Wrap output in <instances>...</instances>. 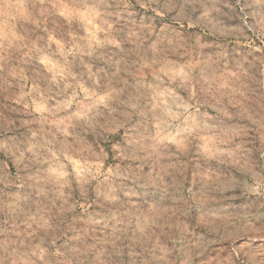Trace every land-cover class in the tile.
Listing matches in <instances>:
<instances>
[{
    "label": "clouds",
    "instance_id": "clouds-1",
    "mask_svg": "<svg viewBox=\"0 0 264 264\" xmlns=\"http://www.w3.org/2000/svg\"><path fill=\"white\" fill-rule=\"evenodd\" d=\"M0 264H264V0H0Z\"/></svg>",
    "mask_w": 264,
    "mask_h": 264
}]
</instances>
